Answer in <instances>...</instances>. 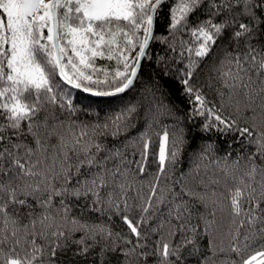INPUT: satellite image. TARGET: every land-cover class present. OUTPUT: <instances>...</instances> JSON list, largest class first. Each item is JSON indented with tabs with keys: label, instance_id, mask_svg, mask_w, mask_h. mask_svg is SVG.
Wrapping results in <instances>:
<instances>
[{
	"label": "snow or ice",
	"instance_id": "6c2138e0",
	"mask_svg": "<svg viewBox=\"0 0 264 264\" xmlns=\"http://www.w3.org/2000/svg\"><path fill=\"white\" fill-rule=\"evenodd\" d=\"M0 264H264V0H0Z\"/></svg>",
	"mask_w": 264,
	"mask_h": 264
},
{
	"label": "trees",
	"instance_id": "16d2710c",
	"mask_svg": "<svg viewBox=\"0 0 264 264\" xmlns=\"http://www.w3.org/2000/svg\"><path fill=\"white\" fill-rule=\"evenodd\" d=\"M178 104L180 103V101L179 100H177L176 101ZM193 131H195L194 129H193ZM227 219V217H225V220ZM122 227V226H121ZM225 227H226V224H225ZM259 243V237H257L256 239H255V241H254V244H258Z\"/></svg>",
	"mask_w": 264,
	"mask_h": 264
}]
</instances>
